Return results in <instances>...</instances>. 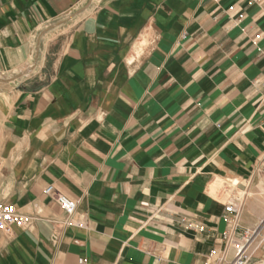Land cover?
<instances>
[{"label":"crops","instance_id":"1","mask_svg":"<svg viewBox=\"0 0 264 264\" xmlns=\"http://www.w3.org/2000/svg\"><path fill=\"white\" fill-rule=\"evenodd\" d=\"M0 204V264L264 261V0H0Z\"/></svg>","mask_w":264,"mask_h":264},{"label":"built area","instance_id":"2","mask_svg":"<svg viewBox=\"0 0 264 264\" xmlns=\"http://www.w3.org/2000/svg\"><path fill=\"white\" fill-rule=\"evenodd\" d=\"M44 193L48 196L54 197L55 202L61 207L63 212L66 214L68 218L74 215L76 211L77 203L76 201L63 196L61 194H56L55 189L52 185H48L44 189ZM224 211L230 216V220L233 223V227L237 225V218L240 212V204L236 201H229L228 204L225 205ZM30 222L29 218L21 213L11 204H0V231L9 233L13 226H26ZM255 233H259L258 229L255 230H245L243 232V239L251 238ZM224 239L230 246L239 245L235 244L232 239V233L228 232L223 235ZM240 249V248H239ZM245 252L241 250L236 253L229 264H238L243 259V254ZM224 260V256L220 257L218 263H222Z\"/></svg>","mask_w":264,"mask_h":264},{"label":"rangeland","instance_id":"3","mask_svg":"<svg viewBox=\"0 0 264 264\" xmlns=\"http://www.w3.org/2000/svg\"><path fill=\"white\" fill-rule=\"evenodd\" d=\"M257 234L258 233H255L249 239L241 238L239 241L235 242V244L239 245V248H242L241 252H245L243 254V259L238 264H259L261 262H264L263 260L256 258L257 247L260 241V239L257 237ZM239 248L237 249V251L239 250ZM228 253L229 258L228 256L224 257L225 260H223L221 264H226V262H229V260L231 259L230 250H228Z\"/></svg>","mask_w":264,"mask_h":264},{"label":"bare ground","instance_id":"4","mask_svg":"<svg viewBox=\"0 0 264 264\" xmlns=\"http://www.w3.org/2000/svg\"><path fill=\"white\" fill-rule=\"evenodd\" d=\"M238 248H239V246H238V247H236L235 245H234V246H230V247H229L230 254H236V251H237ZM240 250H242V248H240L238 251H240ZM238 251H237V252H238ZM259 264H264V262H261V263H259Z\"/></svg>","mask_w":264,"mask_h":264}]
</instances>
